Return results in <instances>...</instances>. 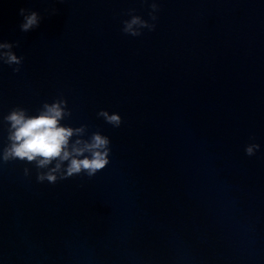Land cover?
<instances>
[{"label": "water", "instance_id": "1", "mask_svg": "<svg viewBox=\"0 0 264 264\" xmlns=\"http://www.w3.org/2000/svg\"><path fill=\"white\" fill-rule=\"evenodd\" d=\"M129 9L150 19L144 0H0V40L24 57L0 66V148L12 108L57 98L62 124L111 140L91 178L0 166V264H264V0H159L139 37Z\"/></svg>", "mask_w": 264, "mask_h": 264}, {"label": "clouds", "instance_id": "2", "mask_svg": "<svg viewBox=\"0 0 264 264\" xmlns=\"http://www.w3.org/2000/svg\"><path fill=\"white\" fill-rule=\"evenodd\" d=\"M144 2H150V19L146 20L135 14V9H129V19L122 21L121 30L125 35L139 37L143 35L144 29L155 30L159 0ZM56 12L54 9L53 14ZM19 14L22 17V32H29L40 26L42 17L37 11L21 8ZM19 46V41L13 43L0 40V66L15 65L12 71H21L24 57L13 51ZM71 115L67 100L63 98H57L51 103L44 102L36 114H30L27 109L19 106L12 108L3 116V122L8 125V143L0 148V166L16 160L33 164L37 182L47 181L50 184L81 174L91 178L105 169L110 163V138L100 131L89 134L86 124L72 127L61 123ZM97 116L114 128H119L123 123L118 113H109L107 110H100ZM259 148L257 143L248 144L245 153L253 156ZM23 171L26 177L30 175L29 168L25 167Z\"/></svg>", "mask_w": 264, "mask_h": 264}]
</instances>
